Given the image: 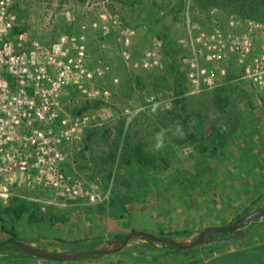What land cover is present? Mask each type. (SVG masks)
I'll list each match as a JSON object with an SVG mask.
<instances>
[{
  "label": "rangeland",
  "instance_id": "obj_1",
  "mask_svg": "<svg viewBox=\"0 0 264 264\" xmlns=\"http://www.w3.org/2000/svg\"><path fill=\"white\" fill-rule=\"evenodd\" d=\"M11 16L15 24L7 32V41L17 43L26 33L28 50L33 42L50 47L61 37L85 35L86 67L94 79L88 93L72 86L60 102L63 112L87 116L90 122L63 145L66 161L62 167L69 177L81 176L87 189L94 187L100 202L58 199L51 190L35 195L31 185L18 186L8 180L15 195L0 197V215L11 209L14 213L8 216L17 218L32 210L40 222L53 217L65 223L68 216L95 211L115 217L134 202L154 206V200H161L166 207L181 208L185 201L187 204V195L193 198L215 188L218 167L224 166L219 155L232 150V141L260 139L256 127L261 111L264 113V89L241 79L237 57L229 58L231 71L226 78L213 89L201 88L194 94L183 62L186 46L198 28L217 21L229 30L230 17L241 18L235 13L205 8L195 0H14L8 2L6 15L0 13V28ZM127 39L129 59L124 56ZM1 75L16 92L17 84L7 69ZM153 98L170 101V107L165 105L151 114L148 109ZM175 121L183 125L184 137L169 133L164 149L151 151L154 134ZM234 126L241 130L232 132L230 141L224 130ZM147 186L152 187L143 189ZM25 189L34 197H24ZM80 203L84 213L68 208ZM263 207L261 202L250 213ZM144 241L135 237L120 252L98 262L156 264L139 254L164 253L159 248L144 251ZM115 244L120 246L118 241ZM205 249L190 254L191 263L202 262ZM10 256L16 258L13 264L30 261L17 251Z\"/></svg>",
  "mask_w": 264,
  "mask_h": 264
},
{
  "label": "built area",
  "instance_id": "obj_2",
  "mask_svg": "<svg viewBox=\"0 0 264 264\" xmlns=\"http://www.w3.org/2000/svg\"><path fill=\"white\" fill-rule=\"evenodd\" d=\"M10 1L14 0L0 1L2 16ZM14 24L11 16L0 28V195L11 196L10 188L2 182L12 180L18 186L31 185L35 194L51 190L58 199L99 203L94 187L87 189L81 176L69 177L62 167L66 161L63 145L90 122L87 116L63 112L60 102L72 86L88 93L94 79L86 67L85 35L61 37L50 47L33 42L28 50L26 33L17 43L7 41ZM228 29L214 21L192 34L183 59L188 82L195 90L192 94L201 88L213 89L226 78L232 55L238 59L241 79L264 89V22L231 16ZM129 45L127 39L126 59L130 58ZM5 69L17 84L16 92L11 81L1 75Z\"/></svg>",
  "mask_w": 264,
  "mask_h": 264
},
{
  "label": "crops",
  "instance_id": "obj_3",
  "mask_svg": "<svg viewBox=\"0 0 264 264\" xmlns=\"http://www.w3.org/2000/svg\"><path fill=\"white\" fill-rule=\"evenodd\" d=\"M261 113L260 124L255 126L259 128L260 139L235 143L232 141V150L219 155L223 157L224 166L218 167L220 172L215 188L198 193L193 198L191 194L187 195V204L185 201L181 208L168 205L166 207V203L162 204L161 200H154V206H149L146 202H134L131 206H126L125 213L109 217L101 213L97 215L96 211L84 213L79 210L84 207L80 203L68 208L74 211L78 209L77 214L84 215L68 216L65 223L53 217L46 222H40L38 213L32 210L24 211L17 218L3 214L0 215V243L11 239L3 230V226L8 231L14 230L18 238L28 245L59 254L69 251L73 247L70 244L78 241L87 244L96 242L99 247L112 246L116 243L115 237L126 236L133 231L152 232L157 235L189 231L193 233L191 236L180 235L175 238L184 243H191L205 228L228 227L237 217L264 202V113L262 111ZM230 133L232 134V131L228 135L231 141ZM2 183V186L9 187L7 181ZM151 187L143 189L150 190ZM11 190L12 188L11 196L15 195ZM24 192L26 193L24 197H34L27 189ZM0 197L7 198L1 195ZM12 213L14 211L10 210V214ZM108 237L113 241L109 242ZM158 248L164 254L170 255L162 261H155L156 264H264V217L246 225L243 228V235L237 239L234 237L229 246L213 249L211 252L205 249L206 254L199 263H191L190 255L186 253L172 252L160 246ZM8 253L0 255V264H13L8 259ZM150 253L146 252L150 257H157ZM101 259L52 262L35 257L30 261L37 264H91Z\"/></svg>",
  "mask_w": 264,
  "mask_h": 264
},
{
  "label": "trees",
  "instance_id": "obj_4",
  "mask_svg": "<svg viewBox=\"0 0 264 264\" xmlns=\"http://www.w3.org/2000/svg\"><path fill=\"white\" fill-rule=\"evenodd\" d=\"M195 1L199 4H201L205 8H211L213 10L216 9V10H220L223 12H232V13L239 15L242 19H252V20L264 22V0H195ZM230 130L232 132H234L236 130L235 126H234V128H227L226 130H224L225 134L229 135V132H231ZM220 139H222V138H220ZM10 210L11 209L6 210L7 215H10ZM249 214H250V212H246L243 215H241L239 218H237V220L242 219ZM17 217H19V215H17ZM1 221H3V220H1ZM3 230L10 235L11 239L20 240L14 230L8 231V230H6V228L4 226H3ZM192 234L193 233L187 231V232H181V233L161 234V235L166 236V237L175 238V236H180V235L191 236ZM125 237L126 236H118V237H115L114 239L116 241H118V243H120ZM234 237H235L234 235L232 236L229 233L213 234V235H210L208 237L209 239H211L209 242H207L204 245L199 246L197 248L188 249V250H183V249L182 250H175L170 245L156 244V243L152 242L151 240L145 238V242L142 246V249L144 251H152V250L158 248V246H160L163 248H168L172 252L186 253V254L190 255V254L196 253V251L198 252V250H202L204 248H206L207 251L209 250V252H211L213 249H223L232 243ZM95 241H97V240H95ZM70 245H73V247H71L69 251L62 253V254H59V253H55V254L62 256V255H66L68 253L77 252V251L94 250V249H97V246L99 244L96 242H92L91 244H87L85 242L78 241V242L71 243ZM16 251L22 253L24 259L30 260L32 258H35L33 255L27 254L21 248H19L18 246L14 245V244H8L5 248H3L0 251V255L9 252L8 253V259L13 261L16 258H14L10 255H12L13 252H16ZM168 255H170V254L166 253V254H163V255H160L157 257H150L146 254V252H144V253L142 252L141 254H139V256L141 258L153 260L154 262L155 261L156 262L162 261V260L166 259ZM101 258L102 257H91L88 259L93 260V259H101ZM45 260L51 261L49 259H45ZM82 260H87V259H82Z\"/></svg>",
  "mask_w": 264,
  "mask_h": 264
},
{
  "label": "water",
  "instance_id": "obj_5",
  "mask_svg": "<svg viewBox=\"0 0 264 264\" xmlns=\"http://www.w3.org/2000/svg\"><path fill=\"white\" fill-rule=\"evenodd\" d=\"M261 217H264V208L250 213L249 215L245 216L242 219L237 220L235 223H233L232 225L228 227L217 226V227L205 228L197 236V238L191 243L179 242L173 237H166V236L157 235V234H153L149 232L133 231L129 233L128 235H126V237L120 243H118L120 244L119 247H117V245L115 244L116 246L112 248H100V249H94V250L77 251V252L68 253L62 256L57 255L52 252L45 251L40 248L30 246L23 241L13 240V239L1 242L0 251L3 248H5L8 244H14L18 246L19 248H21L27 254H31L38 259H49L52 262H72V261H78L82 259H88L91 257H105V256L118 253L122 249H124L129 244V242L135 237L146 238L156 244L170 245L175 250H182V249L188 250V249L197 248L209 242L211 239H209L208 237L213 234L229 233V234H235L236 239L240 238L243 235V228L246 225L250 224L251 222Z\"/></svg>",
  "mask_w": 264,
  "mask_h": 264
},
{
  "label": "clouds",
  "instance_id": "obj_6",
  "mask_svg": "<svg viewBox=\"0 0 264 264\" xmlns=\"http://www.w3.org/2000/svg\"><path fill=\"white\" fill-rule=\"evenodd\" d=\"M170 101H164L163 99L156 100L153 98L152 101H150V108L148 111L151 114H156L158 111H160L165 105H168L170 107ZM169 133L171 135L183 138L185 133L183 130V125L180 121H175L173 124L169 125L166 128H161L158 132H156L153 136L154 143L151 146V151L157 152L165 147V141L168 138Z\"/></svg>",
  "mask_w": 264,
  "mask_h": 264
}]
</instances>
